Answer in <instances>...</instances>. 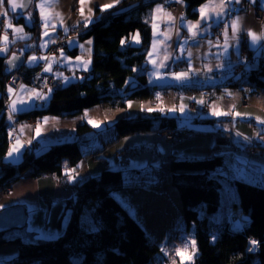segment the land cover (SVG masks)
Listing matches in <instances>:
<instances>
[{
	"label": "crops",
	"instance_id": "crops-1",
	"mask_svg": "<svg viewBox=\"0 0 264 264\" xmlns=\"http://www.w3.org/2000/svg\"><path fill=\"white\" fill-rule=\"evenodd\" d=\"M122 1L83 0V3H81V0H32L31 11L37 13L40 30L37 39L33 41L35 49L26 53L24 65L26 67L38 66V70L53 76L54 83L45 90H38L24 82L22 84L24 86L23 90H21L20 85L16 89L13 88L12 93H9L8 88L11 86L5 82L4 89L2 91L0 89V95L2 92L7 95V105L4 112L7 113L5 115L9 126L13 121L18 120L16 117L19 113L45 106L54 89L74 82L86 81L91 77L94 50L93 38H81V36L96 20L101 18L103 12L118 9ZM169 1L174 2L184 10V0L183 3L176 2V0ZM219 3L220 0H205L194 7L192 11L195 12V15L193 17L186 15L184 12L179 14L163 5L164 11L158 12L156 8L161 4L151 3L146 17L150 31V44L142 64L144 66L141 65L134 69V76L131 77L127 86H136V76L144 75L146 85L153 87V90L148 98H133L130 100L138 104V112H134L137 118H146L152 114L159 117L174 118L176 127L202 133L205 136L201 137H204L209 143L213 141L211 138L213 132H231L233 129L247 138L254 139L259 146L250 147L233 138V149L218 154L216 157H219V164L225 169L224 177H226L228 183H231V179L241 178L240 175H243L245 180L251 183H264V160H262L264 156L261 154L264 151V124L257 123L259 119L253 118L249 114L253 110L264 111V92H253L249 87L231 83L241 74L240 72L236 73V69L245 62V59H251L246 68L252 69L257 66L258 59L264 57V39H260L253 44L252 37L247 35L248 30H251L258 37L264 35V20L257 21L254 17L256 11H264V7L261 6L264 4V0H256L255 3L252 0H240L238 4H229L228 14L224 15L218 24L211 23V26H209L208 23H204L199 29L194 28L193 32L197 34L193 38L186 25L197 24L200 20V7L208 5L211 12ZM106 4H114V7L101 11V6ZM0 11H3V9H0ZM216 11H219V9L216 8ZM22 18L24 25L30 27L31 14L27 13ZM7 19L11 20L14 28L22 27L23 31L15 32L13 28L6 29L3 23L0 33V48H6V51L0 52V57L4 58V62L12 52L21 49L24 44L32 43L26 42L29 34L25 31L23 25L15 23V20L9 16ZM237 20L239 21V31L236 37H233V28L236 27L233 22ZM89 21L91 22L89 23ZM45 24H47V27H45ZM153 24L158 26L156 29L158 35L155 42L153 39ZM220 25H222V28L217 33V28ZM225 25H227V36L224 35ZM70 31L74 32L69 34ZM45 32L48 35H45ZM177 32H179V35H177ZM5 33L8 35L7 40L4 39ZM137 33L141 43L140 33L135 31L124 38L125 43L121 45L139 46L140 43L137 44L133 40ZM59 40L64 42V47L61 48L63 49V56H61V49L48 54V49ZM88 41H91V44ZM185 41L187 42L184 43ZM181 45L184 48L183 52L180 51ZM189 51L192 53L191 57L188 56ZM149 53H152V55H149ZM32 56L37 57L35 62L29 61V57ZM41 56L47 57V59H39ZM89 61L90 63H88ZM84 63H88L87 71L83 70ZM48 64H51V72L44 71ZM165 64L167 67L161 66ZM189 64L192 65L191 71L189 70ZM177 66L182 67L176 69ZM61 73L62 75H59ZM179 73H187V78L179 81L174 79L173 74ZM65 78H67V82H65ZM49 88L52 89L51 92L48 91ZM212 89L214 94L211 96ZM176 90L180 92L178 97H174ZM33 91L40 92L46 98L43 100L35 99ZM116 93L120 95L118 91ZM168 93L173 97V104L177 106L176 109L179 107L177 104L178 98L182 97L181 105L184 107V112L179 114L176 111L174 114V111H169L171 110L170 105L167 100L163 99ZM13 101L16 102L18 109L14 113L9 107ZM21 101L27 103L21 104ZM201 101L202 103H200ZM127 102L124 100V106ZM190 103L193 104L192 109L189 106ZM115 107L103 103L84 109L73 117L63 118L47 115L34 121L19 119L15 130L10 132L8 129L10 144L4 156V162L6 163H17L21 160L23 153L27 151L37 155L53 144L75 139L85 145L88 148L87 150L95 146L97 148H95V152L91 150L94 152V157L89 154L85 158V154H82V159L74 168H69L67 161L62 160L63 172L61 176L41 175L31 177L28 172L25 173L10 185L7 192L0 191V211L13 206H22L26 213L25 230L39 237L34 230L27 229L30 214L45 206L49 211L54 204L59 205L61 209L65 208L67 200L73 197L76 186L87 177L97 175L99 166L95 160L98 157L108 155V151L114 153L123 150L124 152L135 153L143 146L153 149L157 152L155 154L160 155L163 146L169 143L153 137L158 130L135 133L123 138L118 136L114 130V125L119 120H112L109 116L110 110ZM202 107H205V111H202ZM149 109L152 111H149ZM214 112L220 113V115H214ZM89 121H93L98 126H94ZM80 124H86L92 129L89 132L91 137L94 134L98 138L106 137V139L100 141L97 138L94 141L92 138L89 142L86 140L90 137H87L89 133L76 137L75 130ZM37 127L40 128L39 136L36 135ZM17 141H19L18 145ZM170 145L175 144L170 143ZM14 146L18 147L19 151L8 157V152ZM118 146L119 150H112ZM211 148L209 147L207 156L198 157L188 152H180L175 155L170 153L168 157H175L176 159L211 158ZM82 153L84 152L82 151ZM234 154L246 156L247 161H243L242 157L241 160L234 157ZM102 159L106 163L107 160ZM106 167L110 169V163H107ZM125 167L130 171H139L138 175L141 177L158 178L157 174L149 176L142 170L134 169L133 166L125 165ZM149 169H152L151 165L147 166L145 172ZM116 170H120V168ZM68 219L69 215L67 214L66 221H64L65 225L61 227L62 218H58L57 225L60 228L56 227L57 230L54 232L56 234L53 236L58 235L61 228L65 229ZM47 236L53 237L51 234H47Z\"/></svg>",
	"mask_w": 264,
	"mask_h": 264
},
{
	"label": "trees",
	"instance_id": "trees-1",
	"mask_svg": "<svg viewBox=\"0 0 264 264\" xmlns=\"http://www.w3.org/2000/svg\"><path fill=\"white\" fill-rule=\"evenodd\" d=\"M204 1L184 0V13L193 17L194 7ZM142 2L143 0H123L118 9L103 12L101 18L81 36L93 38L91 77L86 81L54 89L45 106L23 111L16 118L37 119L47 115L73 117L98 104L123 107L126 99L150 97L153 87L146 85L144 75H137V85L126 86L123 95L115 93L116 88L122 87L128 77L134 76V69L143 64L150 44L146 17L151 3ZM31 7L30 5L26 12L31 14L30 27L24 25L22 17L8 15L15 23L24 26L29 34L26 42L35 41L40 30L37 13L31 11ZM135 31L140 33V45L122 46L121 41ZM73 32L70 31L69 34ZM3 69L4 58L0 57L1 91L8 76ZM37 70L38 66L26 67L23 63L17 72L31 86L32 75ZM231 83L249 87L253 92H264V57L258 59L257 66L249 69L248 74L241 73ZM3 107L4 101L0 97L2 192H7L10 185L27 172L31 177L61 176L62 160L67 161L69 168H74L80 162L83 153L81 143L76 139L53 144L37 155L27 151L14 164L4 162L10 138ZM175 125L174 118L152 114L136 120H119L114 125V130L118 136L126 137L135 133L168 130L176 127ZM89 131L92 129L88 125L80 124L76 127L75 135L79 137ZM217 164L219 157L216 156L205 159H172L168 164L170 184L178 192L183 218L188 226L194 225V239L198 250L194 264H264V186L242 178L231 179L237 200H233L230 207L241 209L250 219L241 231L230 228L228 212L218 220H209L207 214L214 213L219 207L223 180L226 178L213 172ZM123 188L122 170L103 169L99 175L87 177L76 186L73 197L65 204V208L70 209V214L61 234L53 238H41L26 231L25 227L0 233V245L15 242L19 252L28 247L36 248L34 256L18 254L6 264H149L159 248L112 196ZM85 207L91 211L94 229H87L80 224V215ZM202 213L206 215L200 217ZM16 231L19 235L7 236ZM215 233L218 237L212 241ZM248 239L259 242L256 253L246 252ZM75 259H78V263Z\"/></svg>",
	"mask_w": 264,
	"mask_h": 264
},
{
	"label": "rangeland",
	"instance_id": "rangeland-1",
	"mask_svg": "<svg viewBox=\"0 0 264 264\" xmlns=\"http://www.w3.org/2000/svg\"><path fill=\"white\" fill-rule=\"evenodd\" d=\"M28 45L29 44H24L23 47L18 50V52L23 53V49L27 48ZM130 80L131 77H128L122 87L116 88L115 93L118 91L120 95H123L125 93L124 89ZM179 94L180 92L176 90L174 92V97H178ZM212 94H214L213 89L210 92L211 96ZM163 99L168 101L171 110L174 109V114L176 111L179 112V114L180 112L185 111L184 107L181 105V96L178 98L177 104L179 105V107L177 109V106L173 104V97H171L169 93L166 94ZM131 100L126 99L125 101L128 102L123 107L116 106L115 108H112L109 114L110 118H112V120L117 121L136 120L137 117L135 113L138 112L139 107L137 102H132ZM171 106L173 107L171 108ZM181 107H183V111H181ZM5 114L7 115V113ZM249 114L253 116V118H257L260 121H264L263 110H253L250 111ZM89 132L85 134H88ZM92 135L93 136L91 137L89 133L87 137H90L86 138V140L90 142L92 138L94 141L98 138L94 134ZM201 136L205 135L196 133L192 136L195 139H184L179 142L181 144L172 143L175 145H170V142H168V140L162 138L160 134L156 133V135H154L153 137L169 143L163 146V151L162 153H160V155L155 154L157 152L153 149H148L146 146H143L135 153L124 152L122 150L123 148L121 149L122 151L119 152L111 153V151H108V155H102L101 157H98L95 160L98 162L99 166L97 168V175H99L103 169H107V163H110V170H116L118 168H120V170H123L124 188L118 192L113 193L112 196L141 225V227L146 232L148 238L158 246L159 252L152 257L149 264H173V261H175V264H179L182 263V260L183 263L189 264V261L186 259L187 254H185L184 258H182L180 256L175 255V250L177 248H182L185 241H188L190 243V240L194 238V225L192 224L188 226L186 224L182 215L178 192L176 188L170 184L169 177L171 172L169 171L168 164L170 160H176V158L174 156V158H170L168 157V154L171 153L172 155H175L179 154L180 152H188L198 157L207 156L209 154V147L211 148L213 141L209 143L206 139H204V137ZM211 138L213 140V135H211ZM98 139H100L101 141L105 140L106 137H99ZM95 148L97 147L95 146L92 149L87 150L88 148L85 145L81 144V149L84 152L83 154H85V158H87L89 154H92L93 156ZM91 150H94V152ZM112 150H119V146ZM261 154L264 156V151ZM233 156L239 159L242 157L243 161H247L246 156H242L239 154H234ZM102 158H105L107 160L106 163ZM120 165L122 167H118ZM125 165H130L133 166L134 169L142 170L146 175L149 176L157 174L156 176H158V178L141 177L138 175L139 171L127 170ZM148 165H151L152 169H149V171L145 172ZM240 177L245 180V177L243 175H240ZM256 184L264 186V183ZM233 200H237V194L234 185L232 183H228L224 179L219 207L214 213L207 214L208 219L214 221L220 219L223 214L229 211V207L232 205ZM47 209V206H45L43 208L40 207L39 211L37 210L35 212H32L28 221L27 229L34 230V232H36L37 235H39V237L41 238L56 237L57 235H53L56 234L54 233L55 230H57L56 227L60 228V226L57 225L58 218H62L61 227L62 225L64 227V221H66V216L70 213L69 208L63 207L61 209L57 204L51 206V209L49 211ZM236 211L239 212L238 210ZM63 212L65 213L63 214ZM240 212L244 213L243 211ZM90 213L91 211L89 208H83L79 220L80 224L86 227L87 229H94L95 225L92 222ZM204 215L206 214L202 213L200 214V217ZM62 232L63 228L59 230V234H61ZM47 234H51L53 237H48ZM10 235H19V232L16 231L7 236ZM217 237V233L213 234L212 241L216 240ZM190 250L191 249L189 248V253ZM18 254L21 256H34L36 254V249L28 247L22 252H19L18 245L15 242H8L6 244H2L0 245V264H6ZM74 261L78 263V259H75Z\"/></svg>",
	"mask_w": 264,
	"mask_h": 264
},
{
	"label": "snow or ice",
	"instance_id": "snow-or-ice-1",
	"mask_svg": "<svg viewBox=\"0 0 264 264\" xmlns=\"http://www.w3.org/2000/svg\"><path fill=\"white\" fill-rule=\"evenodd\" d=\"M27 2L31 3V0H27ZM117 2H118V0H117ZM176 2L183 3V0H176ZM252 2L255 3L256 0H252ZM81 3H83V0H81ZM231 3H237L238 4V3H240V0H220V3L218 5H216L211 10V12L209 11V6L208 5H204V6L200 7V9H199L200 20L197 22V24L196 25H192V24L186 25V27L188 28L189 32L192 33L193 38L197 34V33L193 32L194 28L199 29L204 23H208L209 26H211V23H217L218 24L220 22V20L222 19V17L224 15L228 14V11H229L228 10V5L231 4ZM5 4H7V7H5ZM25 6H26V4L17 3L16 0H0V9H3V11H0V17H4L5 18L4 25H5L6 29L13 28V30L15 32H22L23 31L22 27L21 28H14V26L12 25L11 20L7 19V17L9 15V12L15 13L18 8L25 7ZM261 6L264 7V4H262ZM112 7H114V4L102 5L101 6V11L107 10L109 8H112ZM216 8H218L219 11H216ZM156 11H158V12L164 11L163 6L162 5H158L157 8H156ZM81 14L83 15V13H81ZM168 15L170 16V14H168ZM181 19H183V17H181ZM90 22L91 21H89V23ZM233 24L236 25V27L233 28V37H236V34L239 31V21L238 20L234 21ZM45 27H47V24H45ZM157 27L158 26L156 24H153V39H154V42H155L156 36L158 35V33L156 32ZM45 35H48V33L45 32ZM177 35H179V32H177ZM224 35L227 36V25H225ZM247 35L252 37V43L253 44L257 43V41L260 40V39H264V35H261V36L258 37L251 30H248ZM4 39L5 40L8 39L7 33H5ZM168 39H170V37H168ZM133 40L137 44L140 43V38H139V34L138 33L133 37ZM186 42L187 41H185L184 43H186ZM88 43L91 44V41H88ZM124 43H125V41L122 40L121 44L123 45ZM209 43H211V41H209ZM41 46L43 47L44 45H41ZM81 47H83V46L81 45ZM4 51H6V48H0V52H4ZM89 51H91V50L89 49ZM180 51L181 52L184 51L183 45L180 46ZM149 55H152V53H149ZM191 55H192V53L189 51L188 52V56L191 57ZM61 56H63V49H61ZM14 59H16V57H14ZM39 59L46 60L47 57L41 56V57H39ZM77 59H79V58H77ZM36 60H37L36 56L29 57V61L30 62H35ZM9 63H11V61H9ZM88 63H90V61ZM88 63H84L83 64V70L84 71L88 70ZM161 66L167 67L166 64L165 65H161ZM191 69H192V65L189 64V70L191 71ZM51 70H52L51 69V64H48L44 68L45 72H51ZM59 75H62V73L59 74ZM173 78L178 80V81L182 80V79H186L187 78V73L173 74ZM65 82H67V78H65ZM45 86H47V82H45ZM23 88H24V86L21 85V90H23ZM51 90H52L51 88L48 89L49 92H51ZM8 92L12 93L13 92V88L9 87L8 88ZM33 97L35 99H41V100L46 98L40 92H36V91H33ZM24 103H27V102L26 101H21V104H24ZM200 103H202V101ZM9 107H10V109H11V111L13 113L18 110L15 101H13L12 104ZM149 111H152V110L149 109ZM169 111H174V109L169 110ZM181 111H183V107H181ZM213 114L214 115H220V113H215V112ZM236 115L238 116L239 114L237 113ZM9 118L11 119V116ZM89 122L93 123L94 126H98L93 121H89ZM257 123L264 124V121H259L258 120ZM36 135L37 136L40 135V128L39 127H37V129H36ZM18 144H19V141H17V145ZM18 151H19V148L14 146L8 152V157L13 156ZM258 243L259 242L256 241V240H250L249 244L251 245V247L248 248V251L249 252L255 251L256 247L258 246ZM189 248L191 249L190 253H189ZM197 252H198V250H197V247H196V241L193 238V239L190 240V243L188 241H185L182 248H177L175 250V255L184 258L185 254H187L186 259L189 261V264H194V258L197 255ZM165 254H167V253H165ZM173 264H175V261H173ZM182 264H183V260H182Z\"/></svg>",
	"mask_w": 264,
	"mask_h": 264
},
{
	"label": "built area",
	"instance_id": "built-area-1",
	"mask_svg": "<svg viewBox=\"0 0 264 264\" xmlns=\"http://www.w3.org/2000/svg\"><path fill=\"white\" fill-rule=\"evenodd\" d=\"M148 3H160L161 5L166 6L168 9H170L172 11H176L179 14H183V12H184L183 8H179L174 2H171L169 0H143V2H142V4H148ZM254 17L257 21L264 20V11H259V10L256 11ZM4 20H5L4 17L0 18V33L2 30ZM221 26L222 25H220L217 28V33L220 32V30L222 28ZM63 47H64V42L62 40H59L56 43H54L48 49L47 53L48 54L55 53L57 50H59ZM250 62H251L250 58H248L247 60L245 59V62L242 63L238 69H236V73L240 72V73L248 74L249 69H247L246 66ZM181 67L182 66H177L176 69L181 68ZM45 82H47V86H45ZM6 83L8 85H10L12 88L16 89L24 83V77L22 75H20L17 71H14V72H11L7 76ZM53 83H54L53 76L49 73H43L41 70H37L32 75V78H31V87L34 89H38V90H45L49 85H51ZM0 97L4 101L3 110H5L6 109V103H7V95L5 92H2ZM189 106L191 108L193 107L192 104ZM202 111H205V107L202 108ZM26 120L34 121L35 119L28 118ZM17 126H18V120L13 121L11 123V125L9 126V131L11 132V130L12 131L15 130L17 128ZM156 133L160 134V136L162 138L168 140V142H170L171 144L172 143H179L182 140L189 139L194 134H196L190 130H187L184 128H177V127H174L172 129H168V130H159ZM211 135H213V146H212V150H211V154L213 156H215L216 154L231 150L233 148V143H232L233 138L239 139L241 142H243L246 145H258L256 142H254V140L243 136L242 134H240L238 131H236L234 129L228 133L214 132ZM214 171L216 173H223L224 168L220 165H216L214 167ZM9 182H11V181H9ZM6 189H7V187H6ZM0 191H2V190H0ZM230 226L232 228H236V229L241 228L240 224L236 225V223L232 219V215L230 217ZM250 240H255V239H248L247 240L246 252L247 253H256L258 250V246L256 247L255 251H252V252L248 251V248L251 247V245L249 244Z\"/></svg>",
	"mask_w": 264,
	"mask_h": 264
},
{
	"label": "water",
	"instance_id": "water-1",
	"mask_svg": "<svg viewBox=\"0 0 264 264\" xmlns=\"http://www.w3.org/2000/svg\"><path fill=\"white\" fill-rule=\"evenodd\" d=\"M17 3L26 4L25 7L18 8L15 13L9 12V15H16V17H23L27 14L31 3L27 0H16ZM7 7V4H6ZM35 49V44L29 43L27 48H24L23 53H19L18 49L12 52L4 62V74L8 75L11 72L17 71L20 66L24 63L25 54L31 52ZM16 57V59H14ZM11 61V63H9ZM144 66V65H142ZM3 176V171L0 169V179ZM26 223V213L22 206H13L5 208L0 211V233L7 232L11 229H20L25 226Z\"/></svg>",
	"mask_w": 264,
	"mask_h": 264
},
{
	"label": "bare ground",
	"instance_id": "bare-ground-1",
	"mask_svg": "<svg viewBox=\"0 0 264 264\" xmlns=\"http://www.w3.org/2000/svg\"><path fill=\"white\" fill-rule=\"evenodd\" d=\"M246 219H247V216L244 213L239 211L234 217V222L236 223V225H238V223H241L242 221H245Z\"/></svg>",
	"mask_w": 264,
	"mask_h": 264
}]
</instances>
